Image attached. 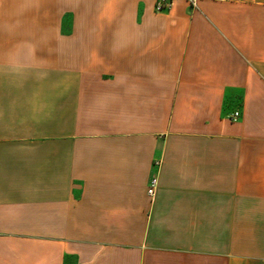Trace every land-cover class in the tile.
Listing matches in <instances>:
<instances>
[{
	"label": "crops",
	"instance_id": "obj_1",
	"mask_svg": "<svg viewBox=\"0 0 264 264\" xmlns=\"http://www.w3.org/2000/svg\"><path fill=\"white\" fill-rule=\"evenodd\" d=\"M155 1L0 0V264H264V0Z\"/></svg>",
	"mask_w": 264,
	"mask_h": 264
},
{
	"label": "built area",
	"instance_id": "obj_2",
	"mask_svg": "<svg viewBox=\"0 0 264 264\" xmlns=\"http://www.w3.org/2000/svg\"><path fill=\"white\" fill-rule=\"evenodd\" d=\"M172 0H156L155 1V10L156 11H162L164 10L170 3ZM239 116V112L238 111H234L231 116L229 117L230 120H236L237 117ZM158 185V179L156 176H153L150 178L149 182H148V186L146 189V193L147 195L152 198L156 192V188Z\"/></svg>",
	"mask_w": 264,
	"mask_h": 264
}]
</instances>
